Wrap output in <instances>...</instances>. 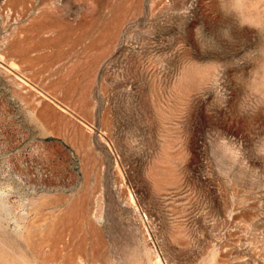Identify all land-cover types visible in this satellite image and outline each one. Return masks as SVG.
Returning a JSON list of instances; mask_svg holds the SVG:
<instances>
[{"label":"rangeland","instance_id":"rangeland-1","mask_svg":"<svg viewBox=\"0 0 264 264\" xmlns=\"http://www.w3.org/2000/svg\"><path fill=\"white\" fill-rule=\"evenodd\" d=\"M0 264H264V0H0Z\"/></svg>","mask_w":264,"mask_h":264},{"label":"bare ground","instance_id":"bare-ground-1","mask_svg":"<svg viewBox=\"0 0 264 264\" xmlns=\"http://www.w3.org/2000/svg\"><path fill=\"white\" fill-rule=\"evenodd\" d=\"M17 156V155H16ZM12 160V159H11ZM14 160V159H13ZM24 162V161H23ZM27 163V162H26ZM34 163V162H33Z\"/></svg>","mask_w":264,"mask_h":264}]
</instances>
